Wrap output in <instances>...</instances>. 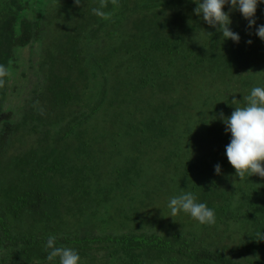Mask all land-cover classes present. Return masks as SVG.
<instances>
[{
	"label": "trees",
	"instance_id": "trees-1",
	"mask_svg": "<svg viewBox=\"0 0 264 264\" xmlns=\"http://www.w3.org/2000/svg\"><path fill=\"white\" fill-rule=\"evenodd\" d=\"M99 3L0 0V264H59L50 236L79 264H264V177L236 176L223 120L264 87V0L251 28L225 4L239 42L195 0ZM187 191L215 224L168 216Z\"/></svg>",
	"mask_w": 264,
	"mask_h": 264
},
{
	"label": "clouds",
	"instance_id": "clouds-1",
	"mask_svg": "<svg viewBox=\"0 0 264 264\" xmlns=\"http://www.w3.org/2000/svg\"><path fill=\"white\" fill-rule=\"evenodd\" d=\"M113 5L117 0H111ZM197 7L194 12L202 15V19L209 25L218 26L217 30L222 32V38H230L239 42L240 36L229 27L231 19L224 11L225 4H231V10L239 9L248 20L251 28L256 25L255 14L259 0H195ZM77 5L82 0H75ZM107 7V0H100L99 7L93 8L92 12L98 17L108 19L109 14L103 9ZM256 35L264 39V25L256 28ZM252 43L251 40L248 41ZM8 69L0 64V88L6 85V77L9 76ZM241 100L232 99L231 103L236 105L231 116L224 117L226 131L231 133V141L226 146V156L229 163L235 168L236 176L243 180L246 176L259 175L264 177V87H253L249 95ZM223 115V114H221ZM217 174L221 173V165H215ZM168 208L170 215L175 218L181 211L189 214L200 224H215V212L206 203L197 202L196 196L191 192H182L170 197ZM257 239H264V233L257 232ZM49 249L47 259L53 261L59 258V264H79L80 256L72 248L57 247L56 237L50 236L45 245Z\"/></svg>",
	"mask_w": 264,
	"mask_h": 264
},
{
	"label": "rangeland",
	"instance_id": "rangeland-1",
	"mask_svg": "<svg viewBox=\"0 0 264 264\" xmlns=\"http://www.w3.org/2000/svg\"><path fill=\"white\" fill-rule=\"evenodd\" d=\"M105 30L101 32V36L103 35V33H105ZM97 42L98 44H101L100 40L96 41V44ZM31 44H33L34 50H31L29 47H27L20 54L21 59L25 60L28 63L27 78H28V87H30L29 91L34 90L36 87L35 84H39L45 78V72L41 73V71L38 68V60L41 58L40 54L38 53L40 52L39 48L41 47L39 44L42 43L33 42ZM29 58H33L34 60L29 61L28 60ZM89 92H92V89Z\"/></svg>",
	"mask_w": 264,
	"mask_h": 264
},
{
	"label": "flooded vegetation",
	"instance_id": "flooded-vegetation-1",
	"mask_svg": "<svg viewBox=\"0 0 264 264\" xmlns=\"http://www.w3.org/2000/svg\"><path fill=\"white\" fill-rule=\"evenodd\" d=\"M257 16H259L258 14H257ZM40 43H42V42H40ZM43 44V43H42ZM41 46V45H40ZM27 47H29L31 50H34V46H33V44H28L27 46H26V48ZM39 54H40V57H42V51L40 50V52H38ZM29 61H33L34 59L33 58H29L28 59Z\"/></svg>",
	"mask_w": 264,
	"mask_h": 264
}]
</instances>
